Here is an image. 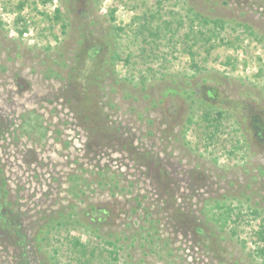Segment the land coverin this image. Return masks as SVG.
<instances>
[{"label": "rangeland", "instance_id": "374dc122", "mask_svg": "<svg viewBox=\"0 0 264 264\" xmlns=\"http://www.w3.org/2000/svg\"><path fill=\"white\" fill-rule=\"evenodd\" d=\"M262 228L264 0H0V264H264Z\"/></svg>", "mask_w": 264, "mask_h": 264}, {"label": "trees", "instance_id": "16d2710c", "mask_svg": "<svg viewBox=\"0 0 264 264\" xmlns=\"http://www.w3.org/2000/svg\"><path fill=\"white\" fill-rule=\"evenodd\" d=\"M41 1V3H46V2H48V1H50V0H40ZM65 9H67V6L65 7ZM66 11H68V10H66ZM111 15L113 14V10H111ZM44 15V17H47V14H43ZM192 15L194 16V18L196 17L195 15L196 14H193L192 13ZM51 18H53L56 22H58V21H61L62 20V18H63V16H62V13H61V10H55L54 11V13H53V15L51 16ZM21 19L18 17L17 18V22H19ZM191 22L193 23L194 22V20H191ZM191 23V24H192ZM206 22H203L202 21V24H205ZM143 24H145V23H143ZM215 25H217V24H215ZM64 27H65V25H63L62 24V31H64ZM219 28H222V26H220ZM168 30V29H167ZM26 31V27H23L22 29H19V34L20 35H22L24 32ZM199 35L200 36H205V38H206V41H209V40H211V38L214 36V32H213V34L211 33V34H209V35H205V34H203V32H199ZM204 38V37H203ZM97 51H93L92 52V54L90 53V54H88V57L90 58V61H92V63H94V64H96V65H98L99 64V59H98V57L96 56L97 55ZM92 68L93 69H96L95 68V66L93 67L92 66ZM71 71L72 72H76V68H71ZM91 73H93V76H94V73H96V70H92V71H90ZM97 74H98V70H97ZM210 91H212V93H211V96H213L214 95V93H215V91L214 90H210ZM192 94H193V92H191ZM210 93V92H209ZM188 97H190L189 95H188ZM208 109L205 111V112H203V115H202V118H203V120L205 121V122H207L208 123V126L207 127H213V123L215 122L216 123V121L219 119V118H221V115H222V113H221V111H218V109H217V112H216V117L215 118H212L211 117V112H212V110H214V109H216L215 107H213L211 104L210 105H208ZM214 133V132H213ZM212 132H211V136L210 137H212L214 134H213ZM218 206V205H217ZM231 210H230V208H228L227 210H225V211H223V212H221L220 214H219V216H218V218H216L215 219V223H218L221 227H225V225L228 223V221H229V219H230V215H231V212H230ZM255 234H256V236L258 237V239L261 241V242H264V228H262L261 230H259V231H257V232H255ZM75 245H77V246H79V247H81V248H83V246L79 243V241L78 240H76V244ZM254 253L256 254V256H258L259 258H261V262L262 263H264V244H262L261 246H258L255 250H254Z\"/></svg>", "mask_w": 264, "mask_h": 264}]
</instances>
